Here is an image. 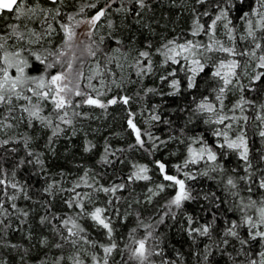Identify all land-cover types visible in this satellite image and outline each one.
<instances>
[{"label": "snow or ice", "instance_id": "1", "mask_svg": "<svg viewBox=\"0 0 264 264\" xmlns=\"http://www.w3.org/2000/svg\"><path fill=\"white\" fill-rule=\"evenodd\" d=\"M242 3L168 0L169 11L157 18L153 0H0V248L16 254L12 264H185L156 231L178 212L195 264H214L218 256L225 264H264V0H252L247 11ZM182 18L186 27L177 31ZM153 77L168 91L145 86ZM230 92L236 98L229 106ZM152 95L186 102L165 114L162 103L149 102ZM85 106L123 110V134L104 137L95 163L107 169L127 160L128 170L106 182L84 159L75 163L77 173L60 167L53 174L47 162L61 136L83 130L78 120L92 115ZM198 123L211 136L190 134ZM250 130L260 148L252 147ZM114 135L126 136L124 143L114 146ZM170 142L183 146L175 171L157 158ZM96 149L84 132L83 153ZM233 156L236 164L227 166ZM25 169L43 178L35 193L20 178ZM199 178L215 180L219 194L193 188ZM138 182H145L140 192ZM169 188L147 219L133 208ZM200 200L207 202L200 213L187 210ZM133 214L134 226L118 236ZM14 231L20 239H11ZM0 264L10 257L0 256Z\"/></svg>", "mask_w": 264, "mask_h": 264}, {"label": "trees", "instance_id": "2", "mask_svg": "<svg viewBox=\"0 0 264 264\" xmlns=\"http://www.w3.org/2000/svg\"><path fill=\"white\" fill-rule=\"evenodd\" d=\"M192 0H189V3H191ZM252 3V0H243L242 4H239L238 7H241L243 11H247L248 5ZM153 5L156 10V16L159 18L163 13L169 11L168 7V0H153ZM234 15H238L237 13H234ZM185 19L182 18L178 27L177 31H179L181 28L186 27ZM3 19H0V28L3 26ZM238 23V21H237ZM171 27V25H169ZM160 31H163L161 29ZM172 35L173 33H169ZM86 71H87V66ZM89 67V66H88ZM181 75H183L181 73ZM153 86L162 88L164 91H168L167 87L165 85H162L161 82L157 78H146L145 80V86ZM135 86H132V89H134ZM131 94V90L129 92ZM236 97L233 95L232 92L228 93V99L226 100V103L229 104L232 100H234ZM149 102L152 104L156 103H162L164 107V113L169 114V109L176 107L177 105L183 106V104L186 102V98L183 96H173V97H160L152 95L149 97ZM257 103H260V100L257 99ZM133 110L139 108V104L135 102V100L132 101L131 104ZM84 111L91 112V118H80L76 124V127L78 129H83L82 131H79L76 136L73 137H65L61 136L58 141L55 144V155H52L51 153H46L47 156V162L50 166V169L53 174H55L60 167L66 168V170L71 171L73 173H77V169L75 168V163L80 160L84 159L86 163H91L97 172H102L104 174V180L105 182L111 178V175L114 171H123L127 172L128 170V161L125 160L124 164L115 163L114 167L109 166L107 169H105L102 165L96 164V160L98 159V152L102 150V146L104 143V137L108 136L109 132L112 133H121L123 134V129L126 127L122 116H123V110L120 106H112L108 113L105 114L103 111H101L98 108L92 109L87 106L84 107ZM117 113H120L118 116ZM249 116L254 121V123H259V121L255 120V113L254 111L249 110ZM4 115L3 109H0V117ZM171 118L173 120L177 119V116L175 114L171 115ZM137 122L140 123L141 127H145L143 120L141 117H137ZM158 128L162 126H157ZM252 126L250 125V128ZM207 128L206 125L202 123H198L196 125L191 126L190 128V134H204L207 137L211 136L210 132H206L205 129ZM233 128H235V125H233ZM93 129H97L98 131H93ZM23 131L22 129L20 130ZM84 132H87L89 134V138H94V142L97 145V149L94 153L88 154L83 153L82 151V142L84 139ZM250 136V142L254 149L260 148L261 141L258 135L254 134V131H249ZM126 139V136L122 135H114L111 137L110 142L115 146L118 144H123L124 140ZM211 142V141H209ZM40 147L41 150H43V141H40ZM179 148L180 150L176 152L175 156L168 155L169 152L176 150ZM3 154V150H0V155ZM256 152L253 151L252 156L255 160L256 158ZM183 156V146L182 145H176L175 143L170 142L167 146V148L161 150V152L157 153V158H162L166 162L169 163V171H175L171 168V164L179 161L182 159ZM136 158L140 159L144 162L151 163L152 157L147 153H138L136 154ZM236 164V157L233 156L229 158L226 161L227 166H233ZM153 175L155 176V170H153ZM20 178L22 180H27L29 185L33 186V193L37 192V190L41 187L43 184V178L38 176L36 174L35 170H32L29 172L28 169H25V171L20 173ZM51 178L58 179L59 177L53 175ZM145 182H138L139 186L137 187V192L142 191L143 184ZM192 187L195 188L197 191L204 190H215L219 194V187L215 180L208 179V178H199L195 183L192 184ZM172 189H166L165 192L160 193L157 197L154 198V201L152 204H146L143 202L141 198V204L139 206L133 204V208L141 211L142 215L147 219V217L152 216L154 212L157 211L159 208V205L164 203V200L167 198L168 194L171 193ZM129 202H131L129 200ZM19 203L23 205H29L31 206L30 201H24L20 200ZM207 202L200 200L199 202H188L186 204V208L188 211L195 210L197 213H200L201 206H206ZM123 206V205H122ZM227 205H225V208ZM15 220V218H13ZM184 220L183 212H178L176 219L168 218L166 219L165 223L160 225L156 231L157 234H163L164 236V244L163 246L166 248V251L168 254L175 256V252L179 251L182 254V257L185 261V264H195V257L191 254L192 251H194V247L192 246V241L190 237L184 232L181 228V221ZM35 217H33L32 220L29 221V223H34ZM222 223V222H221ZM135 224V216L130 215L128 220L126 222H123L119 225V231L117 235L126 234L128 228L134 226ZM27 227V225H25ZM143 231V229H141ZM22 233L20 231H14L11 233V239L18 240L20 239ZM207 239L202 238L197 243L202 248L203 243H206ZM35 244V241L32 242ZM7 255L10 257V264H12V261L15 260L16 254L14 252H8L3 248H0V256ZM33 256L38 257L37 252L35 249L33 250ZM118 258V257H117ZM227 260V257L221 258L216 257L214 260V264H225Z\"/></svg>", "mask_w": 264, "mask_h": 264}, {"label": "rangeland", "instance_id": "3", "mask_svg": "<svg viewBox=\"0 0 264 264\" xmlns=\"http://www.w3.org/2000/svg\"><path fill=\"white\" fill-rule=\"evenodd\" d=\"M86 66H87V68H88L89 65L86 64ZM85 71H86V67H85Z\"/></svg>", "mask_w": 264, "mask_h": 264}]
</instances>
